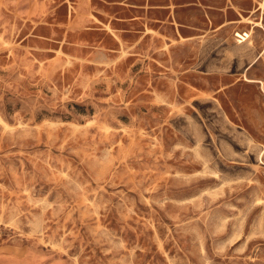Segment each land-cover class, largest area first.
<instances>
[{"label": "rangeland", "instance_id": "obj_1", "mask_svg": "<svg viewBox=\"0 0 264 264\" xmlns=\"http://www.w3.org/2000/svg\"><path fill=\"white\" fill-rule=\"evenodd\" d=\"M235 18L0 0V264H264V51Z\"/></svg>", "mask_w": 264, "mask_h": 264}, {"label": "crops", "instance_id": "obj_2", "mask_svg": "<svg viewBox=\"0 0 264 264\" xmlns=\"http://www.w3.org/2000/svg\"><path fill=\"white\" fill-rule=\"evenodd\" d=\"M223 2L229 9L233 8L234 15L237 17L234 20L235 22H243L247 17L252 20L249 21L253 23L252 27L258 29V33L254 37L255 43L251 48V54L254 58L250 65L253 66L260 60L264 51V0H223ZM236 8H238L237 11L235 10Z\"/></svg>", "mask_w": 264, "mask_h": 264}]
</instances>
